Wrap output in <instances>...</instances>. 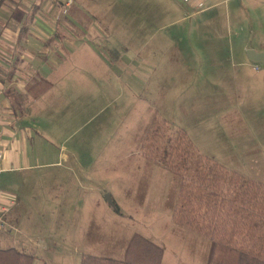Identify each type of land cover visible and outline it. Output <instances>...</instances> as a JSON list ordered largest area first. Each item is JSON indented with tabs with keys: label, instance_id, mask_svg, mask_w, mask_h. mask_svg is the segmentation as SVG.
<instances>
[{
	"label": "rangeland",
	"instance_id": "rangeland-1",
	"mask_svg": "<svg viewBox=\"0 0 264 264\" xmlns=\"http://www.w3.org/2000/svg\"><path fill=\"white\" fill-rule=\"evenodd\" d=\"M71 2L67 36L84 54L70 46L67 86L22 88L39 134L32 166L1 175L16 226L0 248L81 264L123 258L139 232L165 264H206L210 239L173 222L176 179L159 157L185 130L194 150L264 183V64L248 55L264 52V0Z\"/></svg>",
	"mask_w": 264,
	"mask_h": 264
},
{
	"label": "trees",
	"instance_id": "trees-1",
	"mask_svg": "<svg viewBox=\"0 0 264 264\" xmlns=\"http://www.w3.org/2000/svg\"><path fill=\"white\" fill-rule=\"evenodd\" d=\"M159 161L176 179L169 203L173 222L210 239L206 264H264L263 182L194 150L185 130L161 150ZM163 257L161 245L135 232L123 258L84 254L81 264H165ZM35 260L34 254L16 247L0 248V264Z\"/></svg>",
	"mask_w": 264,
	"mask_h": 264
},
{
	"label": "crops",
	"instance_id": "crops-1",
	"mask_svg": "<svg viewBox=\"0 0 264 264\" xmlns=\"http://www.w3.org/2000/svg\"><path fill=\"white\" fill-rule=\"evenodd\" d=\"M208 1L215 8L224 0ZM185 2L196 12L204 8V0ZM71 5V0H0V179L3 173L32 166L29 153L39 132L28 119L32 98L22 88L42 79L51 86H67L70 46L84 54L67 36L72 21L65 12ZM0 191V203H8V191L1 186ZM15 224L14 219L8 222L9 227Z\"/></svg>",
	"mask_w": 264,
	"mask_h": 264
},
{
	"label": "built area",
	"instance_id": "built-area-1",
	"mask_svg": "<svg viewBox=\"0 0 264 264\" xmlns=\"http://www.w3.org/2000/svg\"><path fill=\"white\" fill-rule=\"evenodd\" d=\"M188 1V0H186ZM68 5H70V2H68ZM203 4L200 3L199 7H202ZM2 157V154L0 153V158ZM1 172V169H0ZM1 193V191H0ZM14 204L13 199H11L8 203H0V230H6L8 228V222L6 221V215L10 211V207Z\"/></svg>",
	"mask_w": 264,
	"mask_h": 264
},
{
	"label": "water",
	"instance_id": "water-1",
	"mask_svg": "<svg viewBox=\"0 0 264 264\" xmlns=\"http://www.w3.org/2000/svg\"><path fill=\"white\" fill-rule=\"evenodd\" d=\"M248 55L251 61L264 64V52H256L255 50H248Z\"/></svg>",
	"mask_w": 264,
	"mask_h": 264
}]
</instances>
